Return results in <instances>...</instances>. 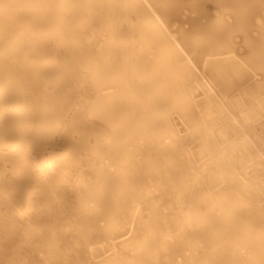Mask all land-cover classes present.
I'll list each match as a JSON object with an SVG mask.
<instances>
[{
  "label": "bare ground",
  "instance_id": "1",
  "mask_svg": "<svg viewBox=\"0 0 264 264\" xmlns=\"http://www.w3.org/2000/svg\"><path fill=\"white\" fill-rule=\"evenodd\" d=\"M166 2L0 0V264H162L173 249L188 252L175 264H264L262 157L257 181L244 167L251 190L239 172L248 145L264 149V0ZM190 9L207 21L186 25ZM104 11L114 19L94 52L88 36ZM137 43L157 47L158 61ZM176 110L185 123L170 120ZM192 123L202 141L178 154ZM203 155L211 165H197ZM217 202L223 210L198 229V204Z\"/></svg>",
  "mask_w": 264,
  "mask_h": 264
},
{
  "label": "rangeland",
  "instance_id": "2",
  "mask_svg": "<svg viewBox=\"0 0 264 264\" xmlns=\"http://www.w3.org/2000/svg\"><path fill=\"white\" fill-rule=\"evenodd\" d=\"M153 1H156V2H159V4H160V2H161V4L164 6L165 5V2H166V0H153ZM141 3H142V1H140ZM144 3V2H143ZM142 3V4H143ZM167 3V2H166ZM158 10H159V12H160V16H162L163 18H165L166 16L164 15L165 14V11L166 10H164L162 7H158ZM193 11V12H192ZM149 13V12H148ZM109 14V15H108ZM216 16H218L219 14H217V13H214ZM221 14H222V12H221ZM188 15H189V21H186V20H183V22L186 24V25H188L189 24V22L191 21L190 19L191 18H200L201 20H200V22H202V23H205L207 20L202 16V15H200V13L199 12H197V11H195V10H192V9H190L189 10V13H188ZM114 15H113V12H111V13H107L106 11H104V13L103 14H101L100 15V18H101V28L100 27H96L95 28V30H96V34H95V36H88V39L90 40V41H93L94 43H95V41H96V43H95V45H94V52L95 51H102V48H103V46L104 45H102V43L100 44V42H101V40L102 39H105V36H103V37H101V34H102V29H104L105 31H106V35H107V33H108V29L105 27L106 25H103V24H105V23H107V20H113L114 19V17H113ZM176 16V15H175ZM175 16L173 17V19L175 18ZM218 19V18H217ZM223 19V21H224V23L223 24H225L224 25V27L227 29V33H234L235 35H237L238 37H236L237 38V42H239L238 44L241 46V44H243V41H244V37L238 32V30L236 29V24H235V22H234V19L232 18V17H230L229 15H227V17H224V18H222ZM176 22L177 23H179V22H181L179 19H176ZM228 22V23H227ZM161 27H164V24L162 23L161 25H160ZM83 27H86V26H83ZM116 29H115V31L117 30V29H122V26L121 25H118L117 27H115ZM253 32V38L255 39V32H254V30L252 31ZM166 35H167V37L170 39V35L168 34V33H166ZM262 38V36H261V33H260V39ZM137 48H138V50H140L141 51V53L142 54H144L145 56H147L149 59H152V58H154L155 59V62H157L158 61V59H159V50H158V48L157 47H155V46H153V47H151V46H148V45H145V44H141L140 45V43L138 44L137 43ZM245 48L244 47H240L238 50L236 49V51L237 52H239V53H242V52H240V51H243ZM185 52H187V53H189V51L186 49V51ZM190 54V53H189ZM143 55V56H144ZM142 55H140V57H141ZM142 56V57H143ZM95 57H97L96 55H95ZM139 57V58H140ZM184 57V55L182 56V57H180V58H183ZM211 58H214V57H211ZM243 58L241 59L240 58V60L239 61H241L240 63L242 64V63H245V62H243ZM195 64H196V68L194 69L195 71L194 72H197V71H199V70H201V65H202V62H201V60H199V61H196L195 62ZM199 73V72H198ZM153 74L155 75V73L153 72ZM263 74H264V71H263ZM208 78L209 79H211V73L209 74V76H208ZM206 81H207V79H206ZM247 86V85H246ZM233 87V86H232ZM115 88H116V86H115ZM112 91H114V89L112 88L111 89ZM110 91V90H109ZM190 93H191V96L193 97V98H197V99H201V101L202 100H204L205 99V92L204 91H201L200 90V86L196 83V82H194L192 85H191V88H190ZM219 92V91H218ZM218 95V94H217ZM221 95H223L222 94V92L220 91V95H218V96H221ZM222 97H224V95L222 96ZM232 97L235 99L236 98V92L235 93H233L232 94ZM219 98H221V97H219ZM219 98H217V99H219ZM250 104H253V102L252 103H250ZM249 105V104H248ZM251 105H249V106H247L246 108H249ZM172 110V109H171ZM173 111V110H172ZM169 116L172 118V119H170V120H173V121H176V122H180L181 121V123H182V121H183V123H185V120L184 119H182V114L178 111V110H176L174 113H173V115L170 113L169 114ZM138 117H139V114H137V113H135L133 116H132V120H133V122H136L137 121V119H138ZM175 117V118H174ZM264 117L261 119L262 120V122H264ZM195 121V120H194ZM193 122V121H192ZM180 123V124H181ZM224 123H222L221 124V126L223 125ZM226 124V123H225ZM224 124V125H225ZM223 125V126H224ZM257 125V124H256ZM187 126V125H186ZM190 126V125H189ZM226 126V125H225ZM182 133H181V137H179L178 139H177V141H176V143L174 144V146L172 147V149H176L177 151H178V154H183V153H185L184 151H186V150H192L193 151V149H195L196 147H197V145L199 144V143H201V141H202V139L200 138V139H198V137L200 136V130H198L197 128H196V126L195 125H193V123L191 124V126L189 127V128H182ZM188 131H190V134L188 133ZM257 131H259L258 130V128H257ZM157 132H162V130H158ZM260 133L262 132V129L260 128V131H259ZM163 133V132H162ZM232 135H230L231 136V138L229 137V139H231V140H234L235 139V136H234V134L233 133H231ZM234 138V139H233ZM236 138H237V135H236ZM249 139V138H248ZM230 140V141H231ZM236 140V139H235ZM227 142V141H226ZM140 143H142V142H140ZM252 143V142H251ZM229 143L227 142V144L225 143L224 145H223V147L224 146H227ZM254 145V144H253ZM251 146V144L250 145H248V149L250 150L251 148H253V150L251 151V154L253 155H250V160H251V158H252V161H249V164H248V161H246V163L245 164H247V166L246 165H244V164H242V165H244L243 167H242V165H239V166H241V167H239L240 169H239V172H243L242 174L243 175H241L242 177H240V178H243V176H244V180L242 179V181L240 180V178L238 177L237 179V181H239L240 180V182H242L243 184H245V186L247 185V187L249 188L250 186L249 185H253L252 183H253V181L252 182H250L251 180H250V178H251V175H253V174H255L254 173V169L257 167V166H259L258 164H259V162H260V159H261V157H262V159H261V162H263V163H261L262 164V170H260L259 172L261 173V176H260V174H259V172H258V177H257V175H256V179L258 180H256L255 179V176H254V179L257 181V184L260 186V190H262V193L264 194V183H262L263 181H264V160H263V157H264V149H262L263 151H261L262 152V155H260L259 156V149H258V147L256 146V148H255V145L253 146V147H250ZM157 147H158V145L156 144V143H153V142H151V143H149L148 144V147H147V149H149V153H151L150 155V158L152 159V157L155 159V157H156V152L158 151V149H157ZM162 149V151L161 152H166L168 155H169V151L167 150V149H163V148H161ZM257 149H258V152H256L257 151ZM219 151L221 150V148L220 149H218ZM231 151V149H227L226 151H225V153H226V155H228V154H230L229 152ZM218 152V151H217ZM261 154V153H260ZM208 155H212V154H208ZM208 155H206V157L204 156V158L206 159H204V158H198L197 159V165H199V164H203L205 161V163L203 164V165H211V161H214V159H212V160H210L209 162L207 161L208 160V158H210V156H208ZM145 156V158L147 159V156L146 155H144ZM245 157V156H244ZM243 157V158H244ZM256 157V158H255ZM212 158V157H211ZM240 162V161H239ZM253 163L254 164V166H252L251 164ZM248 165L249 166H252V167H248ZM247 167V169H249V171H250V173H249V171H248V173H247V169H245V168ZM244 169V170H243ZM252 171H253V173H252ZM247 173L249 176H250V178H249V176L247 175V174H245V173ZM245 174V175H244ZM140 176H145V177H147V174H146V172H145V170L143 169V170H141V174H140ZM246 176H247V178L250 180H245V178H246ZM253 176H252V180H253ZM143 178V181H142V184L143 185H145V183H146V178ZM262 178V179H261ZM260 179V180H259ZM246 181H248V182H246ZM246 182V183H245ZM259 182H261V183H259ZM241 183V184H242ZM218 183L217 182H215L214 180H213V182H211V185H212V191L213 190H216V189H218L219 188V185H217ZM263 184V185H262ZM155 186H157V185H155V183H154V189H155ZM203 190H204V188H203ZM249 190H251L250 188H249ZM205 191V190H204ZM260 192V191H259ZM215 193L213 192H209V194H208V196L209 195H212V196H216V195H214ZM263 197H264V195H263ZM146 198V205H149L150 204V202H149V200H148V197H145ZM164 198H162V200H163ZM210 199H213V197H211L210 196ZM264 199V198H263ZM263 202H264V200H262ZM162 202V201H161ZM160 202V203H161ZM262 202V203H263ZM219 203V204H218ZM220 203H222L223 204V202H217L216 203V205L214 204L213 205V208L209 211V212H206V211H204L202 208H201V205L200 204H198L199 206H198V209H200V210H202V213L201 214H199L198 216H199V220L198 221H200L198 224H200V226H201V228L200 227H198V229H205V228H208L209 227V225H210V223H208V222H210V221H212V220H210V215L211 214H213L215 211H220V209L221 210H223V205L222 204H220ZM264 204V203H263ZM262 204V205H263ZM156 206H159L158 204L156 205ZM264 207V206H263ZM249 214H251V212H248ZM149 215V213L147 212V214H146V216H148ZM161 224H162V222H161ZM170 226V227H169ZM169 231L172 233V234H174L175 236H176V234L178 233V231H177V229L172 225L171 226V222H170V224H169ZM171 228V229H170ZM175 228V229H174ZM174 229V230H173ZM219 232V229H217V228H214L213 229V233L214 232ZM215 232V233H216ZM198 239H191V240H189V244L191 243L193 246L195 245L196 246V244H198L197 241ZM194 241V242H193ZM197 241V242H196ZM139 250H140V248H139ZM139 250H138V252L137 253H139ZM164 251H166L165 249H164ZM244 252V251H243ZM137 253H132V256L130 257V259H128V261H131V258L133 257V256H135L136 257V254ZM188 252L187 251H185V250H181V249H177V250H170V255H167V253H165L164 254V256L161 258V263L162 264H175L176 262H181V261H185L186 259V254H187ZM134 257V258H135ZM143 261V259H141V263L140 264H146V263H144V262H142ZM199 261H196V264H203V263H201V262H199Z\"/></svg>",
  "mask_w": 264,
  "mask_h": 264
}]
</instances>
